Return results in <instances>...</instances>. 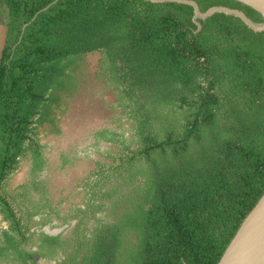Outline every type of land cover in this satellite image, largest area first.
Returning <instances> with one entry per match:
<instances>
[{
  "label": "trees",
  "instance_id": "obj_1",
  "mask_svg": "<svg viewBox=\"0 0 264 264\" xmlns=\"http://www.w3.org/2000/svg\"><path fill=\"white\" fill-rule=\"evenodd\" d=\"M54 1L0 0V264H38L36 244L57 264H218L264 195V31L217 13L196 32L194 8L176 2L59 0L40 12ZM197 2L264 20L239 0ZM92 53L120 128L95 132L101 158L62 214L40 132L62 133ZM23 161L31 177L10 190ZM38 215L71 229L38 235Z\"/></svg>",
  "mask_w": 264,
  "mask_h": 264
},
{
  "label": "rangeland",
  "instance_id": "obj_2",
  "mask_svg": "<svg viewBox=\"0 0 264 264\" xmlns=\"http://www.w3.org/2000/svg\"><path fill=\"white\" fill-rule=\"evenodd\" d=\"M7 38V27L0 24V56ZM101 54H88L84 62L81 88L70 98L69 107L61 121L62 133L53 134L41 129L42 143L46 146L49 166L43 175L47 180L48 196L59 205L62 214L83 202L82 183L101 158L97 152L95 132L103 128H120L122 110L115 108V89L108 88V81L98 78ZM127 126V123H125ZM110 147L105 142L100 148ZM67 158L68 163H65ZM29 161H23L10 180V190L31 177ZM36 226L35 222L32 228ZM53 229V228H51ZM55 229V228H54Z\"/></svg>",
  "mask_w": 264,
  "mask_h": 264
},
{
  "label": "water",
  "instance_id": "obj_3",
  "mask_svg": "<svg viewBox=\"0 0 264 264\" xmlns=\"http://www.w3.org/2000/svg\"><path fill=\"white\" fill-rule=\"evenodd\" d=\"M52 4L41 10L48 9ZM155 3L176 2L191 5L194 8L193 21L197 25L196 32L203 28L202 20H207L217 13H224L240 18L249 28L256 32L264 31V20L256 21L244 10L227 5H215L203 11L197 0H147ZM259 11L264 18V0H239ZM39 12V13H40ZM38 13V14H39ZM37 14V15H38ZM34 17L33 20L37 17ZM29 23L25 24L26 28ZM64 228L51 229L46 227L45 231L51 235L61 233ZM184 264H187L186 262ZM218 264H264V195L242 222L239 230L227 247Z\"/></svg>",
  "mask_w": 264,
  "mask_h": 264
},
{
  "label": "flooded vegetation",
  "instance_id": "obj_4",
  "mask_svg": "<svg viewBox=\"0 0 264 264\" xmlns=\"http://www.w3.org/2000/svg\"><path fill=\"white\" fill-rule=\"evenodd\" d=\"M35 218H36V220L34 222H35L36 226H34L32 228V231H36L38 235L41 234V231H45L46 227H50L53 229L54 228H64V230L62 231L64 234H66L68 232V230L71 229L70 223H63L62 221H60L57 218H53L51 221H49L47 223H43L42 217L40 215L36 216ZM74 223H75V220L72 221V224H74ZM9 228H10L9 222L4 220L3 215L0 214V230H2V229L8 230ZM47 234H49V233H47ZM59 234H57V235H59ZM49 235H51V234H49ZM57 235H54V236H57ZM32 250L35 252L34 258L38 264H57V261L60 258V256L59 257L57 256L56 258H52V259L43 258L41 253H40V248H39L38 244H36L34 247H32Z\"/></svg>",
  "mask_w": 264,
  "mask_h": 264
}]
</instances>
